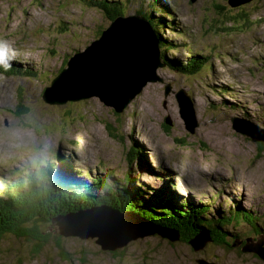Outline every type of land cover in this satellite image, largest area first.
Here are the masks:
<instances>
[{
    "label": "rangeland",
    "instance_id": "obj_1",
    "mask_svg": "<svg viewBox=\"0 0 264 264\" xmlns=\"http://www.w3.org/2000/svg\"><path fill=\"white\" fill-rule=\"evenodd\" d=\"M90 1L0 0V39L13 56L7 69L0 67V185L53 158L72 165L78 182L87 183L90 171L110 175L114 187L121 184L113 179L131 168L146 201L169 198L183 211L209 205V219L240 208L257 216L258 227L234 222L222 237L229 246L211 241L198 252L158 235L131 241L116 250L121 254L102 250L96 238L63 237L72 260H63L54 244L35 255L32 242L6 235L0 237V264H264L252 248L264 247V142L237 132L232 122L243 120L264 138V0L239 7L229 0H105L122 3L121 15L151 16L161 45H169H160L161 56L180 64L208 58L195 74L164 62L156 72L162 81L146 84L122 113L98 97L64 104L43 98L66 61L111 23ZM181 90L198 123L193 134L177 100ZM106 212L79 223L93 228ZM62 226L74 229L72 220Z\"/></svg>",
    "mask_w": 264,
    "mask_h": 264
},
{
    "label": "water",
    "instance_id": "obj_2",
    "mask_svg": "<svg viewBox=\"0 0 264 264\" xmlns=\"http://www.w3.org/2000/svg\"><path fill=\"white\" fill-rule=\"evenodd\" d=\"M195 1L191 0L192 3ZM248 1L229 0V4L231 7H239ZM161 67H164V63L160 54V40L150 22L138 14L118 15L101 31L98 39L68 59L67 67L63 68L52 81V85L46 88L43 98L48 102L52 95L54 99L51 100L64 104L98 97L106 106L122 113L146 84L162 81L156 74ZM65 86L62 97L57 98L56 91L59 90L60 93ZM170 89L168 87L166 92L169 93ZM177 100L186 122V129L193 134L198 123L190 97L181 90L177 94ZM185 103L190 104V109ZM232 122L237 132L248 136L254 142H264V138L258 137L244 124L245 121L233 118ZM165 123L172 125L170 117L165 118ZM102 211L107 212L99 217L93 228L79 223L81 217ZM70 220L74 229L70 232L62 230V223ZM43 230H49L62 237H78L82 240L96 238L100 248L112 254H121L116 250L124 248L131 241L155 235L170 242L188 243L197 252L213 241L206 230L198 231V234L190 239H183L178 231L156 224L133 210L120 211L110 206L81 209L57 216ZM254 252L264 260V247L258 246ZM198 264L214 263L199 259Z\"/></svg>",
    "mask_w": 264,
    "mask_h": 264
},
{
    "label": "trees",
    "instance_id": "obj_3",
    "mask_svg": "<svg viewBox=\"0 0 264 264\" xmlns=\"http://www.w3.org/2000/svg\"><path fill=\"white\" fill-rule=\"evenodd\" d=\"M89 4L104 11L109 21L121 15L118 9L120 4L123 5L105 0H94ZM139 14L145 17L155 29L161 45L162 36L158 28H155L156 21L143 12ZM162 24L159 23L157 27ZM167 44L161 45L162 48L165 47V50H168L169 45ZM162 57L163 62L189 74L197 73L207 64L208 59L201 60L192 57L180 64L175 60H169L165 55ZM30 75H34V72ZM23 112H20V115ZM108 130L112 134L109 125ZM142 166L147 167L145 161ZM70 169V166L63 161L57 162L55 158L49 159L44 164L35 167L33 171H25L22 176L16 177L11 182L1 184L0 237L13 235L32 242L36 246L35 255L41 254L45 247L54 244L63 260H72L71 254L65 247V239L43 228L51 224L57 216L100 206H110L120 211L139 212L156 224L178 231L183 239H190L198 234V231L206 230L215 243H223L227 246L229 245L222 238L228 233L224 230L227 226L234 222L238 224L244 222L249 225L255 223L258 227L257 216L240 208L230 212L227 216L222 215V218L209 219V205L201 207L191 205L188 210L183 211L182 206L174 205L169 198L158 197L151 200L153 203L146 201L144 193L140 191L133 176L131 177V168L126 170L121 180L113 179L118 182L117 184H121L120 187H114L108 182L110 175H93L90 171L86 176L87 183L78 182ZM100 190L104 193L97 196L93 194L94 191L97 193ZM139 199L144 204H141ZM238 237L239 234H235V238ZM252 248L256 250L255 247Z\"/></svg>",
    "mask_w": 264,
    "mask_h": 264
},
{
    "label": "clouds",
    "instance_id": "obj_4",
    "mask_svg": "<svg viewBox=\"0 0 264 264\" xmlns=\"http://www.w3.org/2000/svg\"><path fill=\"white\" fill-rule=\"evenodd\" d=\"M120 9L121 8L118 9L119 10V13L122 14V12L120 11ZM138 15H140V14L138 13ZM154 31H155V29H154ZM10 59H12V49H11V45L9 44L8 41L3 40V39H0V67H3L5 69H7L10 66L9 63H8V61Z\"/></svg>",
    "mask_w": 264,
    "mask_h": 264
},
{
    "label": "bare ground",
    "instance_id": "obj_5",
    "mask_svg": "<svg viewBox=\"0 0 264 264\" xmlns=\"http://www.w3.org/2000/svg\"><path fill=\"white\" fill-rule=\"evenodd\" d=\"M86 1H90V0H86ZM162 6H163V10H165V8H164V5L162 4ZM13 57V56H12ZM189 59H187L186 61H188ZM186 61H183V62H186ZM183 62H181V63H183ZM14 68H16V67H14ZM9 70H11V69H9ZM20 70V69H19ZM25 74H26V71H23ZM216 80H218V77L216 78ZM224 108H226V107H224ZM133 148H134V146H133ZM71 166V168H72V165H70Z\"/></svg>",
    "mask_w": 264,
    "mask_h": 264
}]
</instances>
